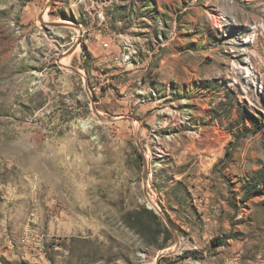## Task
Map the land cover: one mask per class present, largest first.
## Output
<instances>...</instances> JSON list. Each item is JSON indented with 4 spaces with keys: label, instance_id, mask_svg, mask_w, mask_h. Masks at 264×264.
<instances>
[{
    "label": "rangeland",
    "instance_id": "374dc122",
    "mask_svg": "<svg viewBox=\"0 0 264 264\" xmlns=\"http://www.w3.org/2000/svg\"><path fill=\"white\" fill-rule=\"evenodd\" d=\"M263 183L264 0H0V264H264Z\"/></svg>",
    "mask_w": 264,
    "mask_h": 264
},
{
    "label": "bare ground",
    "instance_id": "6f19581e",
    "mask_svg": "<svg viewBox=\"0 0 264 264\" xmlns=\"http://www.w3.org/2000/svg\"><path fill=\"white\" fill-rule=\"evenodd\" d=\"M45 17V16H44ZM63 22H66V23H69V21L68 20H65V19H63L62 20ZM77 45V44H76ZM76 47V46H75ZM78 49V45H77V47H76V50ZM65 63V62H64ZM242 68V69H244L245 68V66H243V65H240L239 66V68ZM247 68V67H246ZM247 70H248V68H247ZM249 71V70H248ZM149 204H150V206L151 207H154V208H156V209H158V206H157V203H155V201H154V199H152V198H149ZM143 264H149L147 261H145Z\"/></svg>",
    "mask_w": 264,
    "mask_h": 264
},
{
    "label": "water",
    "instance_id": "95a60500",
    "mask_svg": "<svg viewBox=\"0 0 264 264\" xmlns=\"http://www.w3.org/2000/svg\"><path fill=\"white\" fill-rule=\"evenodd\" d=\"M54 26H58V25H54ZM142 160H143V166H144L142 177L144 178V180H146L148 177V165H147V161L144 157H142ZM156 210L159 211V209H156Z\"/></svg>",
    "mask_w": 264,
    "mask_h": 264
},
{
    "label": "trees",
    "instance_id": "16d2710c",
    "mask_svg": "<svg viewBox=\"0 0 264 264\" xmlns=\"http://www.w3.org/2000/svg\"><path fill=\"white\" fill-rule=\"evenodd\" d=\"M264 184V183H263ZM215 245H219L220 244V242L219 243H214Z\"/></svg>",
    "mask_w": 264,
    "mask_h": 264
}]
</instances>
